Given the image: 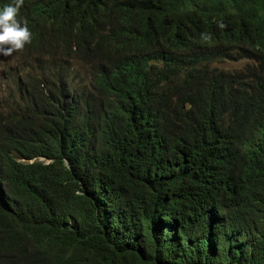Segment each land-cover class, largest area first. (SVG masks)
Returning <instances> with one entry per match:
<instances>
[{"label": "trees", "instance_id": "1", "mask_svg": "<svg viewBox=\"0 0 264 264\" xmlns=\"http://www.w3.org/2000/svg\"><path fill=\"white\" fill-rule=\"evenodd\" d=\"M56 41L0 86V264H264V54L130 16Z\"/></svg>", "mask_w": 264, "mask_h": 264}, {"label": "clouds", "instance_id": "2", "mask_svg": "<svg viewBox=\"0 0 264 264\" xmlns=\"http://www.w3.org/2000/svg\"><path fill=\"white\" fill-rule=\"evenodd\" d=\"M129 16L135 29L148 25L155 44L162 46L167 38L174 43L178 28L194 30L201 24L217 34L222 58L243 62L229 69L251 79L260 70L264 0H0V56L25 54L27 47H61L56 36L64 24L80 31L96 51L102 38H115ZM81 82L88 80L74 85Z\"/></svg>", "mask_w": 264, "mask_h": 264}, {"label": "rangeland", "instance_id": "3", "mask_svg": "<svg viewBox=\"0 0 264 264\" xmlns=\"http://www.w3.org/2000/svg\"><path fill=\"white\" fill-rule=\"evenodd\" d=\"M35 57L32 55H25L24 53L12 54L11 56L5 57L0 56V86L4 85V83L15 73L18 71H22V73L26 72L31 63H34ZM222 63L216 64L217 66H221L223 68H232V67H240L243 65V62H231L229 58L224 57L222 59ZM2 95H7V91H1ZM0 114L4 115L3 108L0 107Z\"/></svg>", "mask_w": 264, "mask_h": 264}, {"label": "bare ground", "instance_id": "4", "mask_svg": "<svg viewBox=\"0 0 264 264\" xmlns=\"http://www.w3.org/2000/svg\"><path fill=\"white\" fill-rule=\"evenodd\" d=\"M82 1H84V0H82ZM60 42V41H59ZM71 50V49H70ZM49 51H51V49H49ZM59 51V50H58ZM62 51V50H61ZM69 51V50H68ZM72 51V50H71ZM46 53H48V52H46ZM76 54V53H75ZM62 55V54H61ZM68 55V54H67ZM67 58V57H66Z\"/></svg>", "mask_w": 264, "mask_h": 264}]
</instances>
